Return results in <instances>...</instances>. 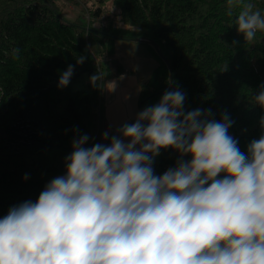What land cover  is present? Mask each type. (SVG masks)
Segmentation results:
<instances>
[{"label":"clouds","instance_id":"clouds-1","mask_svg":"<svg viewBox=\"0 0 264 264\" xmlns=\"http://www.w3.org/2000/svg\"><path fill=\"white\" fill-rule=\"evenodd\" d=\"M226 5L229 16L239 7L246 43L264 32L253 0ZM185 99L165 89L134 122L102 132L107 144L86 146L89 135L74 129L64 173L0 217V264H264V112L245 153L226 111L219 120L211 108L186 111ZM251 102L264 110V82ZM168 148L178 157L158 175L154 159Z\"/></svg>","mask_w":264,"mask_h":264},{"label":"trees","instance_id":"trees-1","mask_svg":"<svg viewBox=\"0 0 264 264\" xmlns=\"http://www.w3.org/2000/svg\"><path fill=\"white\" fill-rule=\"evenodd\" d=\"M111 2L120 8L123 25L95 29L66 19L55 0H0V217L14 204L35 201L45 183L65 171L74 129L89 135L86 146L109 142L99 138L104 119L100 88L101 77L125 73L114 54L115 39L154 40L166 58L142 84L141 110L157 103L165 89L179 87L186 93V111L211 108L217 120L226 111L234 121L229 132L245 153L247 143L258 138L264 110L251 98L264 82V32L246 43L234 23L239 7L229 16L226 0ZM253 3L264 13V0ZM101 11L102 5L96 15ZM16 47L20 52L14 58ZM81 55L85 59L77 64ZM69 64L75 66L70 83L58 88L59 74ZM84 72H97L99 78L90 82V90L73 91L72 81ZM56 145L57 164L43 168L29 162L31 155ZM177 157L175 150L161 149L155 173L174 166Z\"/></svg>","mask_w":264,"mask_h":264},{"label":"crops","instance_id":"crops-1","mask_svg":"<svg viewBox=\"0 0 264 264\" xmlns=\"http://www.w3.org/2000/svg\"><path fill=\"white\" fill-rule=\"evenodd\" d=\"M114 54L125 67L122 75H113L106 82L103 102L104 119L99 132L109 131V135L125 122L135 119L141 111L139 98L142 84L147 81L155 69L160 66L156 55L143 41L116 39ZM121 79L124 80L121 85ZM108 99L106 98V92ZM102 139V138H101Z\"/></svg>","mask_w":264,"mask_h":264},{"label":"rangeland","instance_id":"rangeland-1","mask_svg":"<svg viewBox=\"0 0 264 264\" xmlns=\"http://www.w3.org/2000/svg\"><path fill=\"white\" fill-rule=\"evenodd\" d=\"M88 3V4H87ZM55 4L57 6L58 11L66 17L68 20L77 21L86 26H94L95 29L98 28H107L109 29L110 25L113 26H122V22L119 18L118 13L120 12V8H117L114 4H112L111 0H105L102 3H97L94 0H55ZM87 4V5H86ZM86 5V6H85ZM102 5L101 14L96 15V8ZM93 13V15H92ZM116 40V39H115ZM127 40V39H122ZM156 57L159 60V64L161 65V61H163L162 57L158 54ZM161 59V60H160ZM96 74V79L99 78V74L97 72H84L81 73L76 79L72 81L71 88L73 91L76 90H90V77ZM114 77L103 76L101 77V90L102 98L104 96V90L106 82L109 79H113ZM95 79V80H96ZM124 80L121 79V85ZM148 89V88H147ZM146 91V88H141L140 96L142 98L143 93ZM108 93L106 92V98L108 99ZM140 99V98H139ZM141 101V99H140ZM104 105V102H103ZM149 105V104H147ZM140 108V102H139ZM61 160L60 157V149L59 146H54L50 150H47L39 155H31L29 157V162L35 165H40L41 167H51L57 164ZM47 183V182H46ZM45 183V184H46Z\"/></svg>","mask_w":264,"mask_h":264},{"label":"water","instance_id":"water-1","mask_svg":"<svg viewBox=\"0 0 264 264\" xmlns=\"http://www.w3.org/2000/svg\"><path fill=\"white\" fill-rule=\"evenodd\" d=\"M132 40L149 42L150 44H152L154 46V48L156 49V51L158 52V54L166 61V58L163 56L162 51H161L159 45L154 40L146 39V38H142V37H135ZM170 77H172V70L171 69H170ZM171 82H172V79H171ZM172 86H173V83H172ZM128 123H131V122H128Z\"/></svg>","mask_w":264,"mask_h":264},{"label":"built area","instance_id":"built-area-1","mask_svg":"<svg viewBox=\"0 0 264 264\" xmlns=\"http://www.w3.org/2000/svg\"><path fill=\"white\" fill-rule=\"evenodd\" d=\"M64 173V172H63ZM63 173L59 174V175H62ZM58 176V175H57Z\"/></svg>","mask_w":264,"mask_h":264},{"label":"bare ground","instance_id":"bare-ground-1","mask_svg":"<svg viewBox=\"0 0 264 264\" xmlns=\"http://www.w3.org/2000/svg\"><path fill=\"white\" fill-rule=\"evenodd\" d=\"M54 6V5H53ZM55 7V6H54Z\"/></svg>","mask_w":264,"mask_h":264}]
</instances>
